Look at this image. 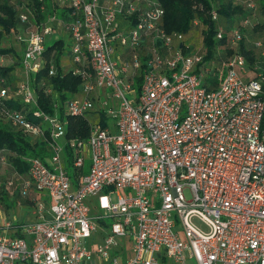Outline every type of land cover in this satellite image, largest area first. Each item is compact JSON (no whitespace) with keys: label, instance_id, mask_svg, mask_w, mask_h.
Masks as SVG:
<instances>
[{"label":"built area","instance_id":"built-area-1","mask_svg":"<svg viewBox=\"0 0 264 264\" xmlns=\"http://www.w3.org/2000/svg\"><path fill=\"white\" fill-rule=\"evenodd\" d=\"M28 1L21 2L22 25L33 15ZM258 1L230 0L248 16L229 28L220 1L210 3L215 37L225 38L218 50L227 56L218 63L204 61L198 17L187 33L164 31L159 0H67L66 23L48 15L34 30L11 34L24 46L21 66L29 78L41 71L46 37L61 24L73 74L82 81L64 111L86 117L102 91L98 110L115 120V132L98 121L90 123L87 140L65 142L57 115L33 110L39 120L33 123L28 112L7 106H36L29 81L11 90L0 75V121L44 140L50 151L44 161L26 160L27 175L0 180V190H18L23 199L41 195L32 200L33 221L12 222L0 208V264H264V92L252 78L259 64L251 66L238 50ZM197 36L198 46L187 41ZM252 45L264 59L263 41ZM143 58L147 72L137 91ZM215 69L219 82L212 86ZM48 75H55L53 65ZM66 144L75 179L62 159ZM6 152L0 148V167L9 165ZM92 197L101 214L92 215L86 203ZM106 218L110 226L98 224Z\"/></svg>","mask_w":264,"mask_h":264},{"label":"trees","instance_id":"trees-1","mask_svg":"<svg viewBox=\"0 0 264 264\" xmlns=\"http://www.w3.org/2000/svg\"><path fill=\"white\" fill-rule=\"evenodd\" d=\"M48 0H29L31 4L29 6L31 16L36 22V26L43 22L50 11L47 8ZM160 4L164 10V15L162 19V27L165 32H178L187 33L192 28V21L198 17L204 26L205 30L203 32V45L205 49L204 61L208 62L215 60L216 63L219 59H223L227 56L224 52L226 49L218 50L219 47L225 44V38L217 40L215 25L209 18L207 11L210 9V3L212 1H220L219 13L221 16V22L226 25V27H231L232 24L238 23L240 19H244L248 16V13L243 12L241 6H231L230 0H159ZM22 0H20V9L16 6L10 5L9 0H0V32L1 38H8L13 32L19 30L20 20L18 18L20 12L24 10L21 8ZM202 5L203 11H197V6ZM43 7V11L40 8ZM32 17L30 18V24L32 23ZM28 25V24H24ZM248 34L255 35L258 37H263L264 44V0L258 1V9L256 17L251 23ZM261 35V36H260ZM12 37V36H11ZM13 39V37H12ZM248 39V38H247ZM14 40V39H13ZM20 44V43H19ZM66 50L63 40L57 39L53 41L50 45L45 46V51L43 53L44 65L34 78L35 86L34 90L36 92V106L33 109L23 106V103L19 102H8L7 106L23 110L25 113L28 112L27 119L30 122L38 123L39 120L34 118L31 114L33 110L41 111L48 115H57L58 118L65 124V142L72 139L87 140L90 136L91 130V120H89V115L73 117L68 115L64 111L65 103L71 98L76 97L81 92V78L78 75L73 74L72 70L64 72L61 67V58ZM239 52L245 57L248 64L254 66L256 63L259 64V70L256 72L257 75H253L252 78H259L261 80L262 89L264 92V59L257 58L253 50L252 42L242 41L238 44ZM10 50H1V54H6ZM219 52V53H218ZM8 56V55H5ZM1 56L0 58H2ZM53 65L55 68V75L49 76V67ZM14 69L13 66L2 67L0 66V75L5 76L7 79V86L11 90L14 89V81L9 80V73ZM147 72V65L145 59H142V69L139 71L135 78L134 87L137 91L140 90L143 78ZM217 72L219 70H214V75L210 79L212 86H217ZM45 82L46 85L50 87L51 93L45 94L41 83ZM40 85L41 87H38ZM56 106V107H55ZM90 114V113H89ZM88 118V119H87ZM107 118L101 114L100 124L104 127L106 125ZM65 144V143H64ZM0 148L6 149V157L8 159V166L0 167L2 171L13 172L18 175L25 176L28 171L27 159L31 157H36L41 160H46L50 156V151L48 149L47 143L42 139H31L21 133L11 128L9 125L0 121ZM65 169L71 179H75L79 176L78 171L73 168V150L66 144L64 145V151L62 156ZM11 166V167H9ZM83 174V169L79 171ZM7 178V177H6ZM9 191H19L14 189H2L0 190V200H5V195ZM1 202V201H0ZM0 208L7 212L6 209L0 204Z\"/></svg>","mask_w":264,"mask_h":264},{"label":"crops","instance_id":"crops-1","mask_svg":"<svg viewBox=\"0 0 264 264\" xmlns=\"http://www.w3.org/2000/svg\"><path fill=\"white\" fill-rule=\"evenodd\" d=\"M54 2H55V0H48L47 1V8H49L48 10L50 11V14H48V15H55L60 23H66L69 20V17H68L69 10L67 7V0H65L63 3L58 2L56 5H54ZM52 11H53V13H52ZM57 26L59 27V30H56L54 28V32H53V34L55 33V40L61 39V40H63L65 47L67 45L70 47L69 35H68L66 29L63 26H61V24H57ZM60 28H61V30H60ZM19 29L21 30L20 27H19ZM11 46L14 49V51L16 52V55L18 58L16 56L10 58V64H11L10 66H13L14 69L12 70V72L9 73V76L11 75L9 77V80L11 82L12 81L18 82V78H20V79H21V77L24 78V74H23V70H22V66H21V60H22V54H23L24 46L22 43L19 44V43L14 42V41L11 44ZM67 47H66V50L67 49L68 50L64 51V54L61 58L60 64H61L63 71H64L63 68H65V66L69 67V70L73 71L76 68V65L72 62V57H71V54L69 52L70 49H69V47L68 48ZM31 77L35 78V75H33ZM97 97H98V100L95 102L96 110L89 114V120L92 119L91 123L98 122V121L100 122L101 114H103L98 109L100 108V105H101L102 100L104 98V93L102 91L101 92L98 91ZM106 125L109 126L107 121H106ZM15 194L16 195L18 194L17 191H9L7 193V195H5V198H4L5 204L7 206L11 205V207H13V210H10V209L7 210L6 209L7 212L4 211V214L10 215L11 217H13V219H16L17 222L33 221L34 220L33 215L31 214L32 213V200L40 197L41 195L31 194V196L27 199H23L20 197V200L13 201L12 197ZM22 200H27L28 204L24 205V206H30V207H24L23 208V206L21 205ZM44 200L49 202L47 198H44Z\"/></svg>","mask_w":264,"mask_h":264},{"label":"rangeland","instance_id":"rangeland-1","mask_svg":"<svg viewBox=\"0 0 264 264\" xmlns=\"http://www.w3.org/2000/svg\"><path fill=\"white\" fill-rule=\"evenodd\" d=\"M65 0H55V2H54V5H56L58 2L59 3H63ZM9 4L10 5H13V6H16V7H18L19 9H20V0H9ZM52 13H53V11H52ZM32 23L31 24H28V25H20V28H21V30L19 29L18 30V33H20V34H23L24 32H26V31H32V30H34V27L36 26V22H35V20H33V16H32ZM62 26V25H61ZM54 28L56 29V30H59V27L57 26V24L56 25H54ZM60 30H61V28H60ZM249 31V30H248ZM197 34H199V32L197 33ZM192 35H193V37L196 35V30L194 29V32L192 33ZM261 36V35H260ZM247 41H250V42H254V41H256L257 40V38L255 37V35L253 36V35H251L250 36V34H247ZM259 39H261V37H258ZM262 40H263V37H262ZM13 41L14 42H16L15 40H13L12 39V37L10 36V37H8V38H1L0 37V51L1 50H10L8 53H6V54H1L0 53V57L1 56H3L2 58H0V65H2V67H7V66H10L11 64H10V58L11 57H14V56H16L17 57V55H16V52L14 51V49L12 48V46H11V44L13 43ZM53 41H55V33L53 34V35H50V36H47L46 37V42H45V45L46 46H48V45H50ZM187 41L188 42H194V44L195 45H197L198 46V44H199V41H200V38H199V36H197V38H196V40L194 41V40H190V39H187ZM198 42V43H197ZM68 46V45H67ZM66 46V47H67ZM69 47V46H68ZM67 47V48H68ZM68 50V49H67ZM66 50V51H67ZM5 55H8V56H5ZM18 58V57H17ZM86 66H88L87 64H86ZM219 68V67H218ZM64 69V72H66V71H68L69 70V67H67V66H65V68H63ZM23 74H24V72H23ZM24 80H28L29 81V83H30V86H32L33 88H34V86H35V81H34V78L33 77H27L25 74H24V78H22L21 77V79L20 78H18V82H14V84H12L13 85V87H15V86H17L19 83H22ZM38 87H41L40 85H38ZM90 120H92V119H90ZM107 122H108V124H109V127H110V129H111V131L114 133L115 132V128H114V124H115V120L114 119H112V118H108L107 119ZM113 126V127H112ZM90 159H89V157L88 158H86L85 160H84V167H83V174H87L88 173V170H89V167H90ZM12 175V174H11ZM8 176H10V174H9V172L7 171V172H5V171H2L1 169H0V180H4L6 177H8ZM12 199H13V201H16V200H20V195H13V197H12ZM1 202H0V204L3 206V208L4 209H10V210H13V207H11V205L10 206H7L6 204H5V201H3V200H0ZM22 202V206H23V208L24 207H30V206H24V205H27L28 204V201L27 200H22L21 201ZM86 203H87V205L89 206V208H90V210H91V213H92V215L93 216H95V214H101V212H99V210L97 209V201H96V199L95 198H89V199H87L86 200ZM49 204V202H47V205ZM94 207V208H93ZM15 215V214H14ZM16 216V215H15ZM14 216V217H15ZM4 217L7 219V220H12V222H15V221H17L16 219H13V217H11L10 215H8V214H5L4 215ZM113 221L111 220V219H108V218H106V219H104L103 221H101L100 223H98V224H100L102 227H104V226H110V224L112 223ZM200 226H201V224L198 222V221H196ZM100 232L98 231L97 232V235L99 234ZM100 235H101V233H100ZM98 237H99V235H98Z\"/></svg>","mask_w":264,"mask_h":264}]
</instances>
